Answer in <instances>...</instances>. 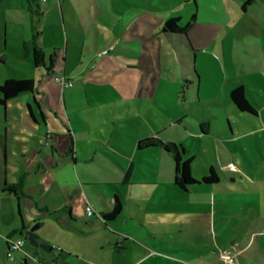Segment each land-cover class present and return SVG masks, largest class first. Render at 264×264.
Masks as SVG:
<instances>
[{
    "label": "crops",
    "instance_id": "crops-1",
    "mask_svg": "<svg viewBox=\"0 0 264 264\" xmlns=\"http://www.w3.org/2000/svg\"><path fill=\"white\" fill-rule=\"evenodd\" d=\"M5 2L10 21H5L0 35L5 47L0 60L24 65L31 74L18 79L39 78L41 84L0 106V193L14 200L17 213V220L7 223V210L5 214L0 211V264H17L16 257L13 261L6 258L7 241L24 239L12 233L21 227L29 230L36 222L40 223L37 242L65 253L57 258L33 246L53 261L35 260L47 263L225 264L220 253L236 245L232 264H264V152L259 157L251 147L252 143L264 144V137H260L264 129L259 123L264 118V94L235 80L229 83L215 78L209 79V86L201 92L203 79L196 71V53L203 52L205 46L190 33L201 20L197 12L203 2L198 6L195 0ZM194 4L195 19L186 37L163 33V24L170 18L178 17L182 24L189 22ZM218 4V0L204 3L214 13ZM206 22L216 26L212 20ZM103 50L109 51L107 55L121 75L111 78L92 65L96 59L107 57L99 55ZM56 75L72 82L71 87L60 86L63 96L68 90L63 111L52 104L49 96L53 83L45 81ZM76 79H94L99 84L112 81L117 94L114 107L119 109L117 112L113 107V115L123 119L143 116L155 131L152 134L146 128L145 134L136 138L134 148L113 145L127 158L108 151L121 167L116 174L123 184L132 182L135 170L146 176L147 184L141 188L146 197L142 203L144 217L138 219L139 226H147L150 235L128 236L129 226L138 228L131 223L129 209L116 194L107 196L105 202L95 188L98 178L84 166L99 155L101 146L95 148L93 144L98 141L86 137L87 122L77 105L71 103L75 98L70 90ZM89 85L83 84L78 91L84 97V109L91 105ZM238 86L245 88L256 115L234 107L230 92ZM53 93L58 95L59 89ZM72 111L74 121L69 114ZM140 123L146 125L142 119ZM146 138L181 145L186 158L191 159V175L197 182L210 168L220 171L225 179L218 177L215 184L200 183L188 192L180 191L174 185L171 156L159 147L138 149L139 141ZM211 150L216 165L210 161ZM135 158L151 170L135 163ZM232 160L237 162L238 172L228 168ZM84 178L93 179L95 184H83ZM7 186L14 187L18 195L4 191ZM89 188L96 194L93 200ZM130 195L144 197L132 190ZM115 197L121 205L120 213L113 220H105L102 215L111 212ZM85 201L94 209L91 216L84 212ZM142 204L138 205L140 209ZM41 218L44 222L56 219L52 223L63 237L42 238ZM168 234L171 245L161 243V235ZM151 235L161 237L155 238L154 247L147 243ZM17 253L26 264L23 247Z\"/></svg>",
    "mask_w": 264,
    "mask_h": 264
},
{
    "label": "rangeland",
    "instance_id": "rangeland-1",
    "mask_svg": "<svg viewBox=\"0 0 264 264\" xmlns=\"http://www.w3.org/2000/svg\"><path fill=\"white\" fill-rule=\"evenodd\" d=\"M195 1L197 6L203 2L202 7L199 8L197 12V18L201 20L195 25L190 33L191 37H194L198 42H201V44L205 46L203 52L196 53V71L201 74L203 79L201 83V92L209 86L207 81L215 78L221 82L229 83L235 80L238 83H242L249 90L264 94V0H255L245 9H243L245 0H218L219 4L215 13L209 11L210 8L207 7V5H204V3L209 0ZM5 3V0H0L1 36L3 34L5 21L8 23L10 21ZM206 20H212L216 26H214V24L211 26L206 24ZM4 48L5 47L0 40V57L5 53ZM110 57L111 55H107L104 59L98 58L92 63V65L97 67V71L99 73L113 78L115 75H121V72L117 70L116 65ZM1 61L5 66L0 63V83L6 79L16 80L18 79V76H30L31 74L29 72L30 70L27 71L24 65H17L14 61L13 63L9 62L7 64L4 59ZM5 75H8L9 77L6 78ZM54 78H46L45 81L51 80L53 83L52 92L49 97L56 109L62 110L64 101L68 104V90L66 96H63V93H60L61 87L56 83ZM76 82L77 83L74 84V88L70 90L72 96L75 98L72 99L71 103H75L77 105L79 108L78 111L84 116L83 118L87 122V131L84 133L86 137L89 139L94 138L98 141L96 145L93 144L95 148L99 145L101 146V152H99V155H97L94 160L84 163V166L91 169V171L98 178V186L95 188L96 190H99L101 193H99V196L102 195L105 202L107 200V196H109V198H113L116 194L118 195L122 205H125L127 209H129L131 215L133 216L131 223H136L138 228L134 229L129 226L128 236L132 238V235H137L138 237H145L147 234L150 235L147 226H139L140 221L138 219L141 218L140 220H142L144 217V204L142 203L146 197L141 193V188L147 184L145 181L146 176L135 170L131 176L132 182H128L129 185L123 184V180L116 174V172H120L121 167L112 157L108 155V151H110L109 149H112L114 153L121 157H125L120 151L116 150L113 145L120 143L127 149L133 146L135 147L136 144H134V142L136 141V138L145 134L144 132L146 128H149L152 134H155V131L143 116H140L139 119L137 116L123 119L119 114L113 115L112 111L116 104L117 94L114 91L115 84L112 83V81H106L99 84L96 83L94 79H91L90 81L76 79ZM34 83L36 90L41 84L40 79L37 78ZM86 83L90 84L87 87V91L89 93V102L91 105L84 109L83 105L85 100L78 91H81L82 85ZM55 88L59 89L58 95L53 93ZM74 89H77V91L74 92ZM78 96L81 99H78ZM39 100L41 99L39 98ZM114 110L119 112L118 108L114 107ZM69 114L71 115V119L74 121L75 117L73 111ZM262 114L264 115V113ZM140 119H142L146 125H141ZM238 121L246 125L244 121ZM259 123H261L264 129V118L263 121L260 120ZM247 129H251V127L248 126ZM260 137H264V131L260 133ZM262 140H264V138ZM251 147L259 157L260 153L262 151L264 152V144L259 146L252 143ZM119 156L118 158L123 162ZM209 157L211 163L216 165L217 162L215 153H213L212 150ZM138 159L139 158H135V163L140 164V166L146 170H151V168L148 167L144 161H139ZM125 161L126 160H124V162ZM232 162L235 169L234 171L238 172V168H236L237 162L233 160ZM215 172L222 180L225 179L224 175L220 171L215 169ZM121 174H123L122 171ZM208 175L209 173L206 176ZM197 178H199V180L201 179L199 176H197ZM94 182L95 181L91 178H84L83 184L94 185ZM134 182L143 185L135 186L133 185L135 184ZM90 188L87 189V191L90 199L93 200L96 198V194L93 193ZM130 190H132L133 194H140L144 197L132 196L130 195ZM166 190L170 193V190L167 187ZM133 197L134 200H131ZM99 200L101 201V199ZM129 200L132 201L133 204L129 203ZM14 203L15 202L11 197L0 193V211L4 213L7 210L6 214L4 213L6 218L5 221L7 223L12 221L15 222L17 220L16 206ZM140 203L142 204L141 209L138 206ZM10 206L11 212L9 213ZM149 214H151L150 211ZM41 220L42 226L39 233L42 238L63 237V233L52 223L57 221L56 219L48 218L47 220L45 219V222L43 218H41ZM2 224L3 219L0 223V227ZM170 235L171 234H168L167 236L161 235V237L165 239L159 237V235L148 236L147 243L154 247L153 242L159 237L161 238V243L171 245V241H169L171 238ZM23 240V250L27 257L26 264H34L36 257L44 258L48 262L53 261L50 257H43V252L40 249L35 250L25 238ZM17 254L18 253H15L13 255V259L16 257L14 260L17 261V264H22L21 259H18L16 256ZM222 261L225 264H229L223 259Z\"/></svg>",
    "mask_w": 264,
    "mask_h": 264
},
{
    "label": "trees",
    "instance_id": "trees-1",
    "mask_svg": "<svg viewBox=\"0 0 264 264\" xmlns=\"http://www.w3.org/2000/svg\"><path fill=\"white\" fill-rule=\"evenodd\" d=\"M255 0H245L243 4V9L251 5ZM195 4H194V13L192 14L190 21L182 24L178 17L170 18L165 21L163 24V33L178 35L186 37L187 32L191 26V23L195 19ZM1 62V60H0ZM37 66V62L35 61ZM35 83L32 79H6L0 83V106H5L9 100L16 98L17 96L25 93H30L34 90ZM230 99L234 107L240 111L245 112L251 115H256V109L249 103L246 98V90L242 86H238L231 90ZM138 149H146L151 147H159L164 152L168 153L174 164V185L180 191L188 192L189 189L195 185L202 184H215L218 182V176L214 168H210L209 175L201 179L200 182H197L191 175L190 163L191 159L186 158V152L181 145L163 142L159 139L146 138L138 143ZM4 191L9 194L18 195L17 190L14 187L7 186ZM113 208L111 212L102 215L105 220L115 219L121 210V205L117 197L113 199ZM40 227V223L36 222L29 230L25 227H21L19 230L14 231L12 234H19L20 237H23L30 243L32 246H40L48 254H52L55 257H60L62 254H65L60 248L53 247L48 244L38 243L37 242V231ZM24 241V240H23ZM34 264L35 260H34Z\"/></svg>",
    "mask_w": 264,
    "mask_h": 264
},
{
    "label": "built area",
    "instance_id": "built-area-1",
    "mask_svg": "<svg viewBox=\"0 0 264 264\" xmlns=\"http://www.w3.org/2000/svg\"><path fill=\"white\" fill-rule=\"evenodd\" d=\"M108 50H103L99 55H107L108 54ZM55 81L62 87H71L72 86V82L70 80H67L66 78H64L63 76H56L55 77ZM229 169H234V165L231 163L228 165ZM84 212L86 215L91 216L93 215L94 209L92 207V205L90 203H88L87 201L84 202ZM24 241L22 238H17V239H9L7 241V252H6V258L12 260L13 259V255L17 252H21L22 251V247H23ZM236 250V245H232L230 249L226 250V251H222L220 253V258L223 259L225 262L232 264L235 263V259H234V251ZM36 264H51V263H47L44 261H40V260H35Z\"/></svg>",
    "mask_w": 264,
    "mask_h": 264
}]
</instances>
